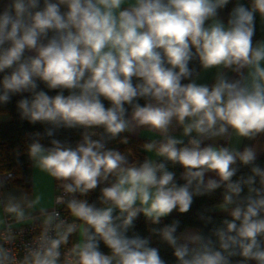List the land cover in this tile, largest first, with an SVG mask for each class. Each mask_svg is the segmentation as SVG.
<instances>
[{
    "label": "clouds",
    "instance_id": "clouds-1",
    "mask_svg": "<svg viewBox=\"0 0 264 264\" xmlns=\"http://www.w3.org/2000/svg\"><path fill=\"white\" fill-rule=\"evenodd\" d=\"M13 117L0 264H264V0H0Z\"/></svg>",
    "mask_w": 264,
    "mask_h": 264
},
{
    "label": "trees",
    "instance_id": "trees-1",
    "mask_svg": "<svg viewBox=\"0 0 264 264\" xmlns=\"http://www.w3.org/2000/svg\"><path fill=\"white\" fill-rule=\"evenodd\" d=\"M26 123L21 126L18 120L13 117V119L5 120L0 123V148L9 149L16 144H20L23 139V134L25 130L29 129ZM14 164L11 157L3 155L0 156V165L11 166ZM24 174L28 176V166L25 161ZM142 227V225H141Z\"/></svg>",
    "mask_w": 264,
    "mask_h": 264
},
{
    "label": "crops",
    "instance_id": "crops-1",
    "mask_svg": "<svg viewBox=\"0 0 264 264\" xmlns=\"http://www.w3.org/2000/svg\"><path fill=\"white\" fill-rule=\"evenodd\" d=\"M1 122H3V121H0V123ZM28 175H31V170L29 168H28ZM46 183H47L46 180H42L41 183H40V187L44 188L46 186Z\"/></svg>",
    "mask_w": 264,
    "mask_h": 264
}]
</instances>
